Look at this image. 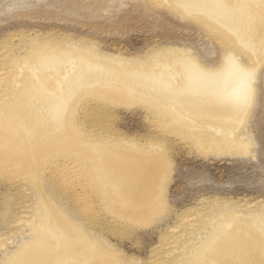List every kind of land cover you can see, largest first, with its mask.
<instances>
[{
	"label": "rangeland",
	"instance_id": "374dc122",
	"mask_svg": "<svg viewBox=\"0 0 264 264\" xmlns=\"http://www.w3.org/2000/svg\"><path fill=\"white\" fill-rule=\"evenodd\" d=\"M208 1L211 2L201 10V8L181 7L179 3L183 0H0V72L4 75L0 74L6 78L3 79L0 75V84L3 80L6 84L11 82L10 84L13 85L12 83L15 82L16 85H13L15 90L12 93L11 90L7 92L8 95L4 93L6 91H1L0 86V119L5 120L3 123L6 122L5 126L8 127L9 125L12 127V124V128H15L14 125H21L16 127L18 134H15L16 131L12 132L17 137L11 138L13 136L11 135V139L23 141L25 138L30 139V130L37 128L40 131L34 130L36 132L35 143L38 142V144L31 145V148L28 147L29 145L25 146L29 150L25 151L24 149L27 155L26 158L24 155L22 157L25 160L21 157V160L27 163L24 166L23 162H20L22 165L19 166L17 160L11 158L13 153L10 148L8 149L12 155L10 152L7 155L9 162L6 160L5 165L1 164L3 159L7 158L6 152L8 153V151H3L5 155L2 157L1 143L3 142L0 141L2 147H0V153L2 152L0 158V264H4V260L6 261L4 255H8L6 264L12 257L11 255L17 254L23 245L31 241L30 233L33 232L37 221L43 223L46 218L49 219L50 213L48 212L52 210L60 213L65 221L70 223L68 227H73H69L70 229L79 230L82 234L81 238L97 243L96 247H89L88 251H92L91 255L95 252L98 254L103 249L102 252L105 255L112 256L108 258L110 262L107 264H181L190 260L194 254L206 252L207 244H218L216 242H219V239L222 240L224 234L226 235L225 229H232V225L235 223L232 219L239 221L244 225L242 227L246 228L247 224L251 225L252 217L264 216V38L261 39L264 35V28H261L264 25V0H248L257 1L254 4L248 3L247 0ZM251 4L254 8L251 7ZM231 10L236 13L234 16H228L232 12ZM226 14L229 18L225 16ZM224 20H227V23ZM257 23L258 26L255 25ZM260 23L262 26L260 25V28L256 30ZM44 53L47 57L50 56L48 58H51V61L55 63L67 58L70 60L69 62L74 65L77 63V66L81 64L82 67L78 66L80 69L76 71L77 73H68L66 77H72V83L70 80L62 88L65 94L61 95L62 98L55 96L59 100L54 96L50 100L51 96L47 97L50 95L48 94L50 90L41 92L37 87V82L35 87V83L33 84L35 78L28 71L31 68H43L46 61ZM230 54L234 55L233 58L237 64L247 69L244 79L248 76L252 77V79L251 77L247 79L251 81H247L246 88L243 87L244 97L238 101L239 103L235 101V103L237 102L235 106L234 103L232 106L227 103L231 100L226 99L228 101H225V98L219 95L217 98L215 97L217 95L214 94H204V96L198 89L185 90V84L178 81L180 78L187 79L185 76L188 74L180 65H177L178 62L192 60V63L197 67L200 66L201 68H198L202 71L214 73L221 70L225 64V58ZM21 60L25 61L22 62L23 65L31 64L30 68V65L27 68L23 66L24 74L19 72L22 66ZM84 60L86 66H84ZM176 61L178 62L175 63ZM165 63L176 71L181 69L177 71L180 74L175 79L176 81L174 80L176 83L172 81V86L168 87L169 89L159 84L154 85L160 86V89L166 88L168 91H160L161 93L156 92L157 90L153 88L145 87L150 85L148 81L150 78L147 77L160 74L161 72L158 70L161 69V66L166 65ZM87 64L91 66L89 67ZM87 66L94 69H89ZM85 69L87 72L92 70L93 74L91 71L89 75L85 71L83 73ZM52 71L53 68L48 71L44 70L42 73L49 76L54 72ZM79 71L87 76L82 78L85 75ZM247 74L248 76H246ZM11 75L16 79L14 80ZM55 75L52 74V78ZM62 75L63 73L56 75L55 82L61 80ZM98 75L101 78L97 79ZM29 77H31L30 80H33L31 82L34 89L40 90V92L36 89L35 91L39 93L45 103H48L46 106L43 103L45 108L37 109L36 112L40 115L35 113L32 114L35 117L24 119L20 114H24L27 110L23 92L26 88L25 85L30 83ZM73 78L78 81H74L76 79L73 80ZM139 78L141 79L139 80ZM103 79H105V83L102 81ZM114 83L116 85H112ZM121 83L122 85H120ZM104 85L108 86L109 90ZM13 86L8 87L10 89ZM111 86L113 88L120 86L121 90H113ZM79 90L80 92H78ZM3 94L5 95L3 96ZM71 94L73 95L71 96ZM3 97L6 99H2ZM210 97L212 98L210 99ZM166 99H169L168 102ZM126 103H130V105L128 106ZM222 103L226 105L223 106ZM240 103L243 105V107L241 105L242 109ZM236 105H239L240 109L237 110ZM227 106L232 107H229L231 111L236 110L235 115ZM68 107L70 108L68 109ZM169 108L173 109L169 110ZM15 113L16 115L18 113V118L12 119L11 116ZM52 113L54 114L52 115ZM50 114L51 116H49ZM37 117L40 118L41 124ZM9 119L14 122L12 120L9 122ZM42 119L45 122L49 121L48 125L42 126L44 123ZM1 120L0 125L2 124ZM227 120L229 126H226ZM210 121H218L219 125L214 123L212 126ZM222 123H224L223 126ZM36 125L38 126L36 127ZM217 126H221L220 129H223L222 131L226 135L236 137L235 140L243 147L241 146L235 151L232 147L226 150L213 145L210 140H204L206 145L212 148L211 152L204 155L201 153V149L197 150L196 142L198 144L202 141L200 131L207 132V129L211 128L210 131H212L216 128L218 129L216 131L221 132ZM1 128L0 126V131ZM226 135L224 134V137ZM56 138L60 145L58 141L56 142ZM204 141L203 144H205ZM43 143L47 148L42 147ZM216 143L219 144L217 140ZM220 143L224 144L225 140L221 138ZM82 147L85 149L83 150ZM80 149L85 157L81 155ZM84 151L87 154H84ZM77 153H80L79 155L82 157H79ZM89 153L91 156L84 159ZM67 155L72 161H79V163L81 161L82 167H85L83 170L87 175L88 182L84 181L87 191L85 190L84 194L81 193L82 195L80 194L78 199L73 196L69 185L64 181L71 174L64 177L62 182L60 179L57 180V177H53L48 169V165L52 161L68 158ZM97 155L101 156V161L105 160L101 169L98 168L99 165L98 169H94L99 161ZM76 157L79 158L76 159ZM10 160H14L12 161L14 164L17 163L14 165ZM106 162L109 163L108 166ZM38 163L40 164L37 165ZM126 167L129 168L128 171H126L128 169ZM32 168H36V170ZM88 168L95 170L94 173ZM102 168L105 172L114 174V180L109 176L106 179V174L102 173L101 175ZM47 169L48 171H46ZM79 172L80 170L76 171L78 176ZM91 172L92 174H90ZM125 172L128 174L126 175ZM95 173L100 175L97 174V177ZM77 177L76 179L73 177L72 181L75 179V182L79 183L80 179ZM129 177L135 179L134 185L128 181ZM117 179H121L122 184ZM111 183L112 185H110ZM117 185H120L122 189ZM136 206L138 207L136 208ZM44 207L46 211L42 210ZM50 207L54 208L51 210ZM34 213H38L36 219L32 217L36 215ZM228 221H230L231 227L228 225ZM209 222L212 223V226L208 224ZM60 223L67 226V223ZM236 223L240 227V224ZM224 224L227 228L223 226ZM260 224L263 225V223ZM219 225L222 226L219 227ZM261 225L251 228L252 231H247L249 227L247 230L242 228L241 232L245 229L242 233L239 229V233L237 231L234 238L241 240L242 236L245 238L244 235H257L261 232ZM80 237L78 241L82 242ZM220 243V246H215L218 247L217 250L227 252L228 259L232 258V260L226 259L225 264H231L229 261L233 263L237 261L236 264H239L238 261L241 260L244 262L248 260L249 262L245 263L252 264L251 259H256L253 264H264V254L254 257V253L260 246L254 244L253 238L249 239L248 243H244L247 244L246 246L239 248L244 250L238 252L233 250L234 253L228 246L229 243L224 241H220ZM196 251L198 253L193 254ZM235 253L240 255L235 256ZM74 254L76 255V253ZM202 255L203 253L199 258ZM234 257L237 258L234 259ZM198 259L196 258L194 263ZM95 263L93 260V263L90 264Z\"/></svg>",
	"mask_w": 264,
	"mask_h": 264
},
{
	"label": "bare ground",
	"instance_id": "6f19581e",
	"mask_svg": "<svg viewBox=\"0 0 264 264\" xmlns=\"http://www.w3.org/2000/svg\"><path fill=\"white\" fill-rule=\"evenodd\" d=\"M224 1V0H223ZM225 1H228V0H225ZM230 1V0H229ZM232 1V0H231ZM245 1V0H244ZM248 1V0H247ZM211 1H208V0H183V2H180L179 4L181 5V7L182 6H185V7H188V8H201V10H203V8H206L207 6H208V4L210 3ZM221 2V1H220ZM243 2V1H242ZM249 2H252V4H254V3H256V2H253V1H248V3ZM260 2V1H259ZM214 3H216V2H214ZM246 3V2H245ZM261 3V2H260ZM247 4V3H246ZM252 4H251V7H252ZM219 6V5H218ZM231 6V5H230ZM255 6V5H254ZM261 6V5H260ZM256 7V6H255ZM258 7V6H257ZM264 7V6H263ZM215 8V7H214ZM252 8H254V7H252ZM208 9V8H207ZM206 9V10H207ZM257 9V8H256ZM253 10V9H252ZM204 11H205V9H204ZM216 11V10H215ZM226 11V10H225ZM232 11V10H231ZM259 11V10H258ZM227 12V11H226ZM233 12V11H232ZM230 12V14H228V16H234V13L235 12ZM248 12V11H247ZM250 12V11H249ZM253 12H254V10H253ZM257 12V11H256ZM218 13V12H217ZM225 13V12H224ZM255 13V12H254ZM236 14V13H235ZM244 14H245V12H244ZM225 16H227V14L225 15ZM227 16V18H229ZM256 16V15H255ZM260 16V15H259ZM221 17V16H220ZM214 18V17H213ZM236 18H237V16H236ZM248 18V17H247ZM216 20L218 19V18H215ZM224 19V18H223ZM210 20H212V19H210ZM232 20V19H231ZM225 22L227 21V20H224ZM247 21H249V20H247ZM255 21V20H254ZM258 21V20H257ZM214 22V21H213ZM216 22V21H215ZM220 22H222L221 20H220ZM227 23V22H226ZM249 23V22H248ZM256 23V22H255ZM254 24V23H253ZM263 24H264V21H263ZM238 25V24H237ZM245 25V24H244ZM248 25V24H247ZM255 25H257L258 26V23L257 24H255ZM260 25L262 26V24L260 23L259 24V27L258 28H256V30L257 29H259L260 28ZM233 26V25H232ZM264 26V25H263ZM261 27V28H264V27ZM254 28V27H253ZM223 30V29H222ZM254 30V29H253ZM261 30V29H260ZM253 32V31H252ZM246 33V32H245ZM248 34H249V32H248ZM253 34V33H252ZM247 36V35H246ZM252 36V35H251ZM254 37V36H253ZM262 38H264V35L261 37V39ZM256 39V38H255ZM231 40H233V39H231ZM237 41V40H236ZM235 41V42H236ZM243 41V40H242ZM246 41V40H245ZM248 41V40H247ZM262 40H260V43H262L261 42ZM234 42V41H233ZM237 43V42H236ZM242 43V42H241ZM233 44V43H232ZM38 45V44H37ZM261 45H263V44H261ZM235 46V45H234ZM48 47V46H47ZM241 47V46H240ZM44 48V47H43ZM238 49V48H237ZM242 49V48H241ZM43 51V50H42ZM42 51H40V52H42ZM262 51V50H261ZM232 54V53H231ZM227 55V57L225 58V60H224V66L223 67H221V70L219 71H217V72H214V73H212L211 71L210 72H205V71H202L201 69H199V68H201L200 66H196V64H193L192 62V60H190V61H180V62H178V61H176L175 63H177L178 62V64L177 65H180V67L182 68V69H184V70H186L187 71V75L185 76V77H187V79H183V78H180L178 81L179 82H183V84H185L184 85V87H186L185 88V90L187 89H189V90H191L192 88L193 89H198V90H200V91H202L201 93H202V95H210V94H214V95H217V96H215V97H217V98H219V96L220 97H222V98H225V101H228V100H231V101H233V102H227V103H230L231 104V106L233 105L232 103H234V106H235V104L238 102V101H240L241 99H242V97H244V94L245 93H243V87L247 84V81H249V80H247L249 77H251V76H248V74H249V72H248V74L246 75V76H248V78H246V79H244V76H245V72H247V69L246 68H244L243 66H241V65H239V64H237L236 62H235V58H233V56L234 55ZM234 54V53H233ZM246 54V53H245ZM36 55V54H35ZM44 55H45V53H44ZM48 55V54H47ZM65 55H67V54H65ZM247 55V54H246ZM252 56V55H251ZM45 58H46V61H45V65L43 66V68H41V67H39V68H41V69H37V67L36 68H34V69H30V70H28L30 67H31V64H27V66H26V64L25 65H23V63L22 62H25L24 60H21L20 62H21V64H22V66L20 67L21 68V71L19 70V72L22 74V72H23V70L25 71V69L24 68H27L28 66H29V68L27 69L28 71H30L31 73H32V76L35 78V79H33V80H35V82H33V84H34V86L36 87V82H37V84H38V86L37 87H39L40 88V90H41V92H44L45 90H46V92L47 91H49L50 90V92H48V94H50V95H47V97L48 96H51V98L49 97V99L51 100L52 98H54L55 96H59V97H61L62 98V96L63 95H65L64 94V92H63V90H62V88L64 87V86H66L68 83H69V81L71 80V82L70 83H72V77H66L67 75H68V73L70 72V73H77L76 71L77 70H79L80 68H82L81 67V64H80V68L77 66V63H75L76 65H74L73 63H71V62H69L70 60H67V56L65 57L66 58V60H60V61H58L57 63H55L54 61H51L52 59L51 58H48V57H50V56H44ZM40 58V57H39ZM45 58H43L44 60H45ZM69 58V57H68ZM59 59V58H58ZM69 59H71V58H69ZM83 59H85V58H83ZM53 60H55V59H53ZM81 61H82V59H80ZM37 61H38V59H37ZM72 61V60H71ZM31 63L33 62V59H32V61H30ZM74 62H76L75 60H74ZM84 62H85V60H84ZM253 62V61H252ZM262 62V61H261ZM39 63V62H38ZM53 63H54V66H53ZM4 64V63H3ZM20 64V65H21ZM86 64V62L84 63V66H86L85 65ZM166 64V63H165ZM34 65H36V64H34ZM39 65V64H38ZM42 65V64H41ZM87 65H89V64H87ZM97 65V64H96ZM120 65V64H119ZM118 65V66H119ZM23 66H24V68H23ZM26 66V67H25ZM33 66V65H32ZM37 66V65H36ZM49 66H50V68H49ZM51 66H53V67H51ZM91 65H89V67H90ZM88 67V66H87ZM88 67V68H89ZM97 67H100V66H97ZM102 68H103V66H101ZM120 67V66H119ZM179 67V68H180ZM51 68H53V71L55 72H53L52 74L54 75V74H56V75H60L61 73H63V75H62V77L64 78H62L61 80H59V81H57V82H55V77H56V75L55 76H53V78H52V74H48L49 76H46L45 74V76L43 75V71L45 70V71H48V69L49 70H51ZM110 68V67H109ZM109 68H107V69H109ZM115 68V67H114ZM254 68V67H253ZM257 68V67H256ZM23 69V70H22ZM89 69H94V68H89ZM88 69V70H89ZM98 69V68H97ZM104 69H106V68H104ZM122 69H124V68H122ZM159 69V68H158ZM26 70V71H27ZM37 70H40V71H38L37 72ZM96 70V69H95ZM95 70H93V71H95ZM113 70V69H112ZM181 70V69H180ZM180 70H177V71H180ZM204 70V69H203ZM253 70H255V69H253ZM87 72L86 71V69L85 70H83V73H85V72ZM91 71V73H92V70H90ZM89 71V72H90ZM108 71V70H107ZM137 71V70H136ZM158 71H160L161 73L160 74H158L157 76L155 75H153V76H148L147 78H150L148 81L150 82V85H147V86H145V87H147V88H150V89H155V90H157L156 92H160V91H167V89L166 88H159V87H156V86H154V85H162V86H166L167 88L168 87H171L172 86V81H174L177 77H178V75L180 74V72H177L172 66H170V65H168V64H166V65H164V66H161V69L160 70H158ZM183 71V70H182ZM249 71H250V69H249ZM80 73L82 72V71H79ZM89 72H87L86 74L87 75H89ZM113 72V71H112ZM127 72V71H126ZM125 72V73H126ZM1 73V72H0ZM29 73V72H28ZM40 73V74H39ZM83 73H81V74H83ZM94 73H96V72H94ZM118 73V72H117ZM137 73V72H136ZM2 75H4L3 73H1ZM0 74V75H1ZM23 74H24V72H23ZM93 74V73H92ZM99 74V73H98ZM109 74V73H108ZM184 74V73H183ZM1 75V76H2ZM77 75H79V74H77ZM83 75H85V74H83ZM87 75H85L84 77H82V78H85ZM91 75V74H90ZM104 75H105V73H104ZM103 75V76H104ZM110 75V74H109ZM119 75V74H118ZM127 75V74H126ZM133 75V74H132ZM251 75V74H250ZM9 76V75H8ZM11 76H13V75H11ZM27 76V75H26ZM73 76H75L74 74H73ZM80 76V75H79ZM82 76V75H81ZM80 76V77H81ZM121 76V75H120ZM125 76V75H124ZM134 76V75H133ZM133 76H131V77H133ZM136 76V75H135ZM142 76H144V75H142ZM253 76V75H252ZM3 77V76H2ZM15 76H13L12 78L15 80L16 79V77L14 78ZM18 77H19V75H18ZM32 77V78H33ZM66 77V78H65ZM90 77V76H89ZM109 77V76H108ZM113 77V76H112ZM141 77V76H140ZM30 78L31 77H29V79H28V81L30 80ZM77 78V77H76ZM76 78H73V80L74 79H76ZM97 79H99V78H101V76H97L96 77ZM130 78V77H129ZM145 78V77H144ZM3 79H6V78H4L3 77ZM10 79V78H9ZM9 79L7 80L8 82H9ZM13 79H11V80H13ZM26 79V78H25ZM25 79H23L24 81H26ZM77 79H79V77L77 78ZM74 80V81H78V80ZM110 79V78H109ZM115 79H116V77H115ZM119 79V78H118ZM117 79V80H118ZM141 78H139V80H140ZM251 79H252V77H251ZM2 80V79H1ZM32 79L30 80V83L28 82V85L26 86L25 85V89H24V94H25V98H26V100L24 101V102H27L26 103V105H27V113H26V111H25V113L24 114H20V111L18 112L20 115H21V117H24V119H27L28 117H35V116H33L32 114H35V113H37L36 111H38L39 109L38 108H40L41 109V107H44L43 106V103L45 104V106L47 105V103H45L42 99H41V97H40V95H39V93L37 92V91H39L40 92V90H38V88L36 89L37 91H35V89H34V87L32 86V82L31 81H33ZM81 81H83V79H80ZM89 80V79H88ZM104 80L105 79H103L102 81L104 82ZM111 81H112V79H110ZM146 80V79H145ZM184 80V81H183ZM107 81V80H106ZM110 81V82H111ZM119 81V80H118ZM117 81V82H118ZM130 81V80H129ZM136 82H137V80H135ZM141 81H143V80H141ZM176 81V80H175ZM174 81V82H175ZM251 81V80H250ZM7 82V83H8ZM13 82V81H12ZM17 82H19L18 80H17ZM21 82V81H20ZM80 82V81H79ZM86 82V81H85ZM93 82V81H92ZM115 83H116V81H114ZM120 82H122V81H120ZM143 82H145V81H143ZM11 83V82H10ZM6 84V82L5 81H1V84H0V86H1V91L2 90H4V91H6V92H4V93H7V92H9L10 90H11V93L15 90L14 88V86H16L14 83H12L13 85H11V84ZM24 83V82H23ZM74 83V82H73ZM90 83V82H89ZM97 83V82H96ZM105 83V82H104ZM108 83V82H107ZM112 84V85H116V84ZM176 83V82H175ZM174 83V84H175ZM20 84V83H19ZM27 84V83H26ZM75 84V83H74ZM81 84V83H80ZM83 84V83H82ZM93 84H95V83H93ZM134 84V83H133ZM173 84V85H174ZM180 84V83H179ZM17 85H18V83H17ZM24 85V84H23ZM22 85V86H23ZM71 85V84H70ZM69 85V86H70ZM108 85V84H107ZM120 85H122V83L120 84ZM125 85V84H124ZM9 86H13L12 88H10L9 89V87L7 88V87ZM102 86V85H101ZM105 86V88L107 89V90H109V87L108 86H106V85H104ZM150 86V87H149ZM175 86V85H174ZM4 87H6V88H4ZM85 87V86H84ZM88 87V86H87ZM124 87V86H123ZM2 88H4V89H2ZM17 88V87H16ZM22 88V87H21ZM73 88V87H72ZM77 88V87H76ZM111 88L113 89V90H118V91H120L121 90V87L119 86V87H116L115 88V86H114V88L111 86ZM110 88V89H111ZM245 88H246V86H245ZM245 88H244V92H245ZM69 89V88H68ZM80 89V88H79ZM111 89V90H112ZM128 89V88H127ZM169 89V88H168ZM175 89V88H174ZM65 90H67V89H65ZM113 90H112V93H113ZM249 90V89H248ZM52 91V92H51ZM76 91V90H75ZM74 91V92H75ZM87 91V90H86ZM85 91V92H86ZM115 91V92H116ZM132 91V90H131ZM179 91V90H178ZM183 91V90H182ZM199 91V92H200ZM68 92V91H67ZM71 92V91H70ZM73 92V93H74ZM78 92H80V90L78 91ZM84 92V93H85ZM124 92V91H123ZM130 92V91H129ZM136 92V91H135ZM168 92V91H167ZM177 92V91H176ZM187 92V91H186ZM192 92V91H191ZM16 93V92H15ZM111 93V94H112ZM132 93V92H131ZM161 93V92H160ZM189 93V92H188ZM188 93H187V95H188ZM47 94V93H46ZM63 94V95H62ZM75 94V93H74ZM78 94V93H77ZM115 94V93H114ZM116 94H117V92H116ZM115 94V95H116ZM137 94V93H136ZM180 94V93H179ZM192 94H193V92H192ZM249 94V93H248ZM5 94H3V96H4ZM7 95H8V93H7ZM6 95V96H7ZM28 95V96H27ZM62 95V96H61ZM73 94H71V96H72ZM113 95V94H112ZM131 95V94H130ZM165 95V94H164ZM177 95V94H176ZM185 95V94H184ZM204 95V96H205ZM219 95V96H218ZM1 96V95H0ZM24 96V95H23ZM46 96V95H45ZM52 96H54V97H52ZM114 96V95H113ZM192 97H193V95H191ZM201 96V95H200ZM203 96V97H204ZM248 96V95H247ZM70 97V96H69ZM171 97H174V96H171ZM171 97H168L169 99L171 98ZM176 97V96H175ZM185 97H187V96H185ZM197 97V96H196ZM213 97V96H212ZM212 97H210V99L212 98ZM1 98V97H0ZM42 98H44V97H42ZM46 98V97H45ZM56 98V97H55ZM58 98V97H57ZM56 98V99H57ZM73 98V97H72ZM71 98V99H72ZM77 98V97H76ZM90 98V97H89ZM188 98V97H187ZM189 98H191V97H189ZM194 98V97H193ZM192 98V99H193ZM247 98V97H246ZM246 98H243V99H246ZM2 99H4V97L2 98ZM5 99H6V97H5ZM4 99V100H5ZM14 99H16V98H14ZM47 99V98H46ZM64 99V98H63ZM66 99H68V98H66ZM70 99V98H69ZM68 99V100H69ZM127 100H129L130 98H126ZM153 99V98H152ZM168 99V100H169ZM197 99V98H196ZM226 99H228V100H226ZM48 100V99H47ZM58 100H59V98H58ZM126 100V101H127ZM167 100V99H166ZM165 100V101H166ZM168 100H167V102H168ZM195 100V99H194ZM220 100V99H219ZM218 100V101H219ZM49 101V100H48ZM53 101V100H52ZM73 101V100H72ZM125 101V100H124ZM187 101V100H186ZM190 101H191V99H190ZM224 100H223V102H225ZM235 101H237L236 103H235ZM248 101V100H247ZM1 102H2V100H1ZM11 102V101H10ZM17 103H18V101H16ZM63 102H65V101H63ZM50 103V102H49ZM60 103V102H59ZM61 103H62V101H61ZM70 103V102H69ZM73 103V102H72ZM239 103V102H238ZM244 103H245V100H244ZM243 103V104H244ZM250 103V102H249ZM2 104H4V103H2ZM1 104V105H2ZM8 104V103H7ZM15 104V103H14ZM51 104H53L52 102H51ZM223 104V103H222ZM225 104V103H224ZM224 104H223V106H224ZM50 105V104H49ZM71 105V104H70ZM126 105H130V103H126ZM226 105V104H225ZM229 105V104H228ZM241 105H242V103H240V108H241ZM11 106H12V104H11ZM16 106V105H15ZM53 106V105H52ZM160 106V105H159ZM163 106V105H162ZM171 106V105H170ZM193 106V105H192ZM231 106H229L230 108H232ZM237 106V105H236ZM239 106V105H238ZM236 107L237 108V110H238V108L239 107ZM1 107V106H0ZM169 107V106H168ZM228 107V106H227ZM228 107V108H229ZM242 107H243V105H242ZM245 107H246V105H245ZM23 108V107H22ZM45 108V107H44ZM49 108H50V106H49ZM70 107H68V109H69ZM161 108H163V107H161ZM225 108V107H224ZM229 108V109H230ZM235 108V107H234ZM239 108V109H240ZM13 109V108H12ZM17 109V108H16ZM19 109V108H18ZM17 109V110H18ZM38 109V110H37ZM43 109V108H42ZM56 109H57V107H56ZM55 109V110H56ZM60 109V108H59ZM173 109V108H172ZM172 109H170L169 108V110H172ZM226 109V108H225ZM242 109V108H241ZM246 109V108H245ZM49 110H51V109H49ZM63 111H64V109H62ZM66 110H67V108H66ZM71 110V109H70ZM211 110V109H210ZM5 111V110H4ZM15 111V110H14ZM46 111H47V109H46ZM52 111V110H51ZM204 111V110H203ZM230 111H231V109H230ZM229 110H228V112H230ZM233 111V113L232 114H234L235 113V111L234 110H232ZM231 111V112H232ZM41 112V111H40ZM44 112V111H43ZM53 112V111H52ZM1 113V112H0ZM9 113V112H8ZM18 113H17V115H16V113L15 114H13L12 116H11V118L13 119V118H15V117H17L18 116ZM49 113V112H48ZM170 113V112H169ZM208 113V112H207ZM222 113V112H221ZM238 113V112H237ZM244 113H245V111H244ZM11 114V113H10ZM37 114H39V113H37ZM36 114V115H37ZM54 113H52V115H53ZM57 114H58V112H57ZM61 114H63V113H61ZM67 114H68V111H67ZM74 114V113H73ZM97 114V113H96ZM205 114V113H204ZM27 115V116H26ZM40 115V114H39ZM47 115V114H46ZM210 115V114H209ZM235 115V114H234ZM3 116V115H2ZM49 116H51V114L49 115ZM49 116H47V118L49 117ZM200 116H201V114H200ZM203 116V115H202ZM205 116V115H204ZM203 116V117H204ZM208 116V115H207ZM206 116V117H207ZM212 116V115H211ZM225 116V115H224ZM231 117H233L232 115H230ZM20 117V118H21ZM40 117V116H39ZM39 117H37V118H39ZM54 117V116H53ZM53 117H51V118H53ZM59 117H60V115H59ZM66 117V116H65ZM235 117V116H234ZM18 118V117H17ZM19 118V119H20ZM44 118V117H43ZM218 118V117H217ZM216 118V119H217ZM230 118V117H229ZM11 119V120H12ZM16 119V118H15ZM14 119V120H15ZM35 119V118H34ZM49 119V118H48ZM47 119V120H48ZM210 119H212V118H210ZM240 119V118H239ZM1 120V119H0ZM8 120V119H7ZM6 120V121H7ZM10 119H9V122L11 121ZM23 120V119H22ZM21 120V121H22ZM38 120V119H37ZM50 120V119H49ZM203 120V119H202ZM214 120V119H213ZM221 117H220V124H221ZM224 121H226L225 119H223ZM233 120H235L234 118H233ZM3 121H5V120H1V131H0V141L1 142H3V143H1L2 144V147H1V145H0V147L2 148L1 149V151L3 152V151H8V153L6 152V156L7 155H9V149L8 148H10L11 149V151H12V153H13V155H12V153H11V158L13 157V159L16 161L17 160V162H18V164H19V166H21L22 164H23V166H24V164H27V163H25V162H23L22 160H21V157L24 155V157L27 155V154H25L26 152L25 151H28L29 150V148L28 147H30L31 145H33V144H35V145H37L38 144V142H37V144L35 143V140H36V137L34 136L35 134H36V132L34 131V130H36L37 128H35L33 131L32 130H30V132H29V130H27L28 132H29V134H30V139H27V138H25L23 141L22 140H20V141H18V140H16V139H11L12 137H15L14 135H13V133L15 132V134H18V132H17V128L16 127H19V126H21V125H19V126H15L14 125V127L15 128H12L13 127V124H12V127H10L11 125H9V127L8 126H5V123H3ZM13 121V120H12ZM33 121V120H32ZM40 121V118H39V120H38V122ZM44 120L42 119V122H43ZM228 121V120H227ZM231 121V120H230ZM237 121V120H236ZM14 122V121H13ZM12 122V123H13ZM16 122V121H15ZM19 123H20V121H18ZM17 122V123H18ZM30 122V121H29ZM35 122V121H34ZM48 122L49 121H44V123H43V125L42 126H44V124H47L48 125ZM198 122V121H197ZM218 122V121H217ZM216 121L215 122H211L210 121V123L211 124H213L212 126H214V123L217 125L218 123H217ZM36 123H37V121H36ZM55 123V122H54ZM225 123V122H224ZM224 123H222V126H223V124ZM228 123H229V121L227 122V124H226V126L228 125ZM233 123V122H232ZM237 123H239V122H237ZM7 124V123H6ZM9 124H11V123H9ZM14 124H16V123H14ZM30 124V123H29ZM40 124H41V121H40ZM56 124V123H55ZM58 124V123H57ZM18 125V124H17ZM25 125V124H24ZM34 125V124H33ZM52 125V124H51ZM61 125V124H60ZM65 125V124H64ZM70 125V124H69ZM209 125V124H208ZM215 125V126H216ZM219 125V124H218ZM231 125V124H230ZM5 126V127H4ZM38 125H36V127H37ZM59 126V125H58ZM209 126H211V125H209ZM212 126H211V128H212ZM229 126V125H228ZM66 127V126H65ZM206 127V126H205ZM217 127H219V129H220V127L221 126H217ZM29 128V127H28ZM34 128V127H33ZM45 128V127H44ZM62 128V127H61ZM80 128V127H79ZM206 128H208V127H206ZM206 128H204L205 130H206ZM210 128V129H211ZM226 128V127H225ZM229 128H232V127H229ZM46 129V128H45ZM52 129V128H51ZM74 129V128H73ZM210 129L208 130L207 129V132L206 131H200V133H202L201 135L202 136H200L201 137V139H202V141H201V143H199L198 142V144H197V142H196V147L198 148L197 150H200L201 151V153H203L204 155H206L207 153H210L211 152V150H212V148H210L209 146H207L206 145V143H205V141L204 140H210L211 141V143H213V145H217L218 147H220L221 149H226V150H228V148H233L234 149V151L235 150H238V148H241V146H242V144L240 145V144H238V142L235 140V138L236 137H234V136H229L228 134L226 135V133H224V131H222L223 129H220V131L221 132H223V133H221V132H218V131H216V130H218V129H216V128H214L212 131H210ZM238 129V128H237ZM38 131H39V129H37ZM41 130V129H40ZM50 130V129H49ZM65 130V129H64ZM72 130V129H71ZM78 130V129H77ZM228 130V129H227ZM227 130H225L226 132H227ZM73 131V130H72ZM229 131V130H228ZM13 132V133H12ZM23 132H24V130H23ZM40 132V131H39ZM53 132V131H52ZM64 132V131H63ZM76 132V131H75ZM80 132V131H79ZM206 132V133H205ZM208 132H210V133H208ZM228 133H231V132H228ZM233 133V132H232ZM50 134V133H49ZM59 134V133H58ZM224 134L226 135V137H224ZM11 135H13V136H11ZM77 135V134H76ZM236 135V134H235ZM10 136H11V138H10ZM28 136V135H27ZM58 136V135H57ZM75 136V135H74ZM80 136V135H79ZM79 136H77V137H79ZM17 137V136H16ZM26 137V136H25ZM28 137V138H29ZM38 137V136H37ZM46 137V136H45ZM197 138L196 139H198V136H196ZM20 138V137H19ZM51 138H53V137H51ZM51 138H49V140H52ZM60 138V137H59ZM82 138V137H81ZM221 138L222 139H224L225 140V143L224 144H221L220 143V140H221ZM76 139V138H75ZM26 140H28V141H26ZM60 140H61V138H60ZM72 140V139H71ZM81 140V139H80ZM215 140V141H214ZM216 140H217V142L219 143V144H217L216 143ZM45 141H46V139H45ZM58 141V139L56 138V142ZM62 141V140H61ZM90 141V140H89ZM203 141H204V143L205 144H203ZM42 142H44V141H42ZM47 142V141H46ZM45 142V143H46ZM82 142V141H81ZM80 142V143H81ZM4 143H5V145H4ZM63 143V142H62ZM76 144L78 143L77 141L75 142ZM80 143H79V145H80ZM53 144V143H52ZM56 144V143H55ZM58 144H59V141H58ZM75 144V145H76ZM82 144V143H81ZM208 144H210V143H208ZM26 145H29L28 147H26L25 148V146ZM57 145V144H56ZM60 145V144H59ZM74 145V146H75ZM78 145V146H79ZM89 145V144H88ZM45 145H44V143H43V146L42 147H44ZM62 146V145H61ZM77 146V147H78ZM93 146V145H92ZM202 146H204V147H202ZM40 147V146H39ZM65 147V146H64ZM89 147V146H88ZM243 147V146H242ZM31 148V147H30ZM44 148H47V147H44ZM44 148H43V150H44ZM68 148V147H67ZM70 148V147H69ZM68 148V149H69ZM83 148V147H82ZM81 148V149H82ZM95 148V147H94ZM96 148H97V146H96ZM7 149V150H6ZM24 149H25V151H24ZM39 149V148H38ZM53 149H54V147H53ZM77 149H79V147L77 148ZM76 149V150H77ZM80 149V153H81V150ZM85 148H83V150H84ZM90 150L92 149V148H89ZM55 150V149H54ZM60 150V149H59ZM71 150V149H70ZM87 150V149H86ZM98 150V149H97ZM53 151V150H52ZM57 151V150H56ZM62 151V150H61ZM60 151V152H61ZM64 151V150H63ZM72 151V150H71ZM94 151V150H93ZM104 151V150H103ZM160 151V150H159ZM2 152L0 153V158H1V154H2ZM44 152V151H43ZM48 152V151H47ZM68 152V151H67ZM76 152V151H75ZM85 152V151H84ZM125 152H127V151H125ZM124 152V153H125ZM39 153V152H38ZM54 153V152H53ZM52 153V154H53ZM79 153V154H80ZM97 153V152H96ZM109 153V152H108ZM107 153V154H108ZM46 154V153H45ZM51 154V153H50ZM69 154V153H68ZM71 154H73V153H71ZM78 154V153H77ZM78 154V155H79ZM84 154H87L86 152L84 153ZM91 153H89L88 155H87V157L86 158H84V159H87L88 158V156H91L90 155ZM3 155H5V152H3V154H2V157H4ZM41 155V154H40ZM78 155H76V156H78ZM81 155L82 156H84L85 157V155H83V153H81ZM94 155V154H93ZM100 155V154H99ZM99 155H97L98 157H99ZM139 155H141V154H139ZM154 155V154H153ZM161 155V154H160ZM42 156H43V154H42ZM54 156V155H53ZM70 156V155H69ZM82 156H80L79 155V157H82ZM145 156V155H144ZM143 156V157H144ZM147 156V155H146ZM150 156V155H149ZM9 156H7V158L6 159H3L4 161H0L1 162V164L2 165H5V163H6V160L9 162V158H8ZM15 157V158H14ZM35 157V156H34ZM34 157H33V159H34ZM47 157V156H46ZM50 157V156H49ZM55 157H56V155H55ZM67 157H68V155H67ZM73 157V156H72ZM79 157H76V159H78ZM101 157V156H100ZM99 157V161H98V163H97V165L94 167V169H98V168H100L101 169V167H103L102 165H103V162L105 161H101L102 159ZM103 157V156H102ZM112 157H113V155H112ZM10 158V159H11ZM19 159V161H18V159ZM23 158V157H22ZM26 158V157H25ZM25 158H23L24 160H25ZM36 158V157H35ZM42 158V157H41ZM44 158H45V156H44ZM53 158V157H52ZM70 157H68V158H62L60 161H52L51 163H50V161H49V165H48V169H49V171H50V173H52V176L54 177H57L56 179L57 180H62V182H63V180H64V177H66V176H68V175H70L67 179H65L64 181H66L65 182V184H68L69 185V189L71 190V192L73 193V196L74 197H76V199H78L82 194H84L85 193V190L87 191V186H86V182H84V181H87L86 179H87V175H86V173L84 172V170H83V168H85V167H82V163H81V161H80V163H79V161H72L71 159H69ZM95 158H96V156H95ZM104 158V157H103ZM138 158V157H137ZM152 158V157H151ZM1 159V160H2ZM32 159V160H33ZM40 159V158H39ZM55 159V158H54ZM82 159V158H81ZM80 159V160H81ZM98 159V158H97ZM147 159V158H146ZM155 159V158H154ZM14 160H10L11 162L12 161H14ZM116 160V159H115ZM29 161V160H28ZM28 161H26V162H28ZM35 161H36V159H35ZM40 161H42V160H40ZM39 161V162H40ZM107 161V160H106ZM5 162V163H4ZM17 162H15V164L17 163ZM22 164H21V163ZM32 162V161H31ZM108 162V161H107ZM106 162V165L107 164H109V163H107ZM128 162V161H127ZM4 163V164H3ZM13 163V162H12ZM30 163V162H29ZM37 163V162H36ZM14 164V163H13ZM14 164V165H15ZM21 164V165H20ZM40 163H38L37 165H39ZM46 164H48V163H46ZM112 164V163H111ZM111 164L109 165L110 167H111ZM37 165H36V167H37ZM87 165V164H86ZM98 165L100 166V167H98ZM158 165V164H157ZM18 166V165H17ZM26 166V165H25ZM104 166H105V163H104ZM108 166V165H107ZM128 166V165H127ZM154 166H156V165H154ZM47 167V166H46ZM98 167V168H97ZM106 167V166H105ZM124 167V166H123ZM122 167V168H123ZM20 168H22V167H20ZM30 168V167H29ZM28 168V169H29ZM39 168V167H38ZM115 168V167H114ZM126 168H128V167H126ZM32 169H35L36 170V168H32ZM44 169V168H43ZM48 169L46 170V171H48ZM87 169V168H86ZM91 170H93L92 168H90ZM89 168H88V170H90ZM104 168H102V171L103 172H101V175H102V173L105 175L106 174V179H107V177L109 176V177H112V179L114 180V174H111L110 172H105L104 170H103ZM105 169H107V168H105ZM111 169V168H110ZM115 169H117V168H115ZM121 169V168H120ZM24 170V169H23ZM78 170H80V175L78 176V173L76 174V171H78ZM114 170V169H113ZM126 170V169H125ZM129 170V168L126 170V171H128ZM130 170H131V168H130ZM135 170V169H134ZM26 171V170H25ZM31 171V170H30ZM37 171H38V169H37ZM82 171V172H81ZM86 172H87V170H85ZM94 171L95 170H93V173H94ZM97 171V170H96ZM106 171H108V170H106ZM110 171V170H109ZM116 171V170H115ZM115 171H114V173H115ZM123 171V170H122ZM33 172V171H32ZM89 172V171H88ZM118 172V171H117ZM124 172V171H123ZM131 172H132V170H131ZM130 172V173H131ZM126 173V172H125ZM129 173V174H130ZM152 173V172H151ZM154 173V172H153ZM44 174V173H43ZM90 174H92V172L90 173ZM96 175L98 174V173H95ZM128 173H126V175H127ZM32 175V174H31ZM98 175H100V174H98ZM98 175H97V177H98ZM144 175V174H143ZM153 175V174H152ZM78 176V177H77ZM118 176V175H117ZM130 176V175H129ZM32 177V176H31ZM30 177V178H31ZM73 177H75V179H76V177L77 178H79L80 180H79V183H76L75 182V179L72 181V178ZM91 177V176H90ZM94 177H95V175H94ZM120 177V176H119ZM125 177V176H124ZM96 178V177H95ZM121 178H123V177H121ZM126 178H127V176H126ZM130 178V177H129ZM92 179H94V178H92ZM125 179V178H124ZM128 179V178H127ZM134 178H130V180H128V181H131V183L133 184L134 183V181H135V179L133 180ZM39 180V179H38ZM52 180V179H51ZM110 180H111V178H110ZM109 180V181H110ZM115 180H116V178H115ZM118 181H120L121 182V179L119 180V179H117ZM149 180V179H148ZM155 180V179H154ZM37 181V180H36ZM100 181V180H99ZM106 181H108V180H106ZM118 181H117V183H118ZM122 181H123V179H122ZM40 182V181H39ZM71 182H73L72 184H71ZM88 182V181H87ZM115 182V181H114ZM114 182H112V183H114ZM125 182H126V180H125ZM136 182H137V180H136ZM108 183V182H107ZM110 183V182H109ZM112 183L110 184V185H112ZM123 183H124V181H123ZM130 183V184H131ZM63 184V183H62ZM103 184H105V183H103ZM120 184V183H119ZM121 184H122V182H121ZM60 185V184H59ZM89 185V184H88ZM126 185V184H125ZM134 185V184H133ZM98 186V185H97ZM104 186V185H103ZM108 187H109V185H107ZM114 186H116V185H114ZM118 186V188H119V186L120 185H117ZM123 186V185H122ZM128 186V185H127ZM132 186V185H131ZM136 186V185H135ZM35 187V186H34ZM68 187V186H67ZM121 187V186H120ZM109 188H112V187H109ZM108 188V189H109ZM115 188V187H114ZM130 188V187H129ZM133 188V187H132ZM67 189V188H66ZM69 189H67V190H69ZM103 189V188H102ZM106 189V188H105ZM115 189H117V188H115ZM121 189H122V187H121ZM136 189V188H135ZM145 189V188H144ZM148 189V188H147ZM112 190V189H111ZM110 190V191H111ZM114 190V189H113ZM156 190V189H155ZM120 191V190H119ZM122 191V190H121ZM140 191V190H139ZM102 192V191H101ZM104 192H105V190H104ZM123 192V191H122ZM70 193V192H69ZM82 193V194H81ZM87 193V192H86ZM81 194V195H80ZM107 194V193H106ZM111 194V193H110ZM125 194V193H124ZM132 194V193H131ZM139 194V193H138ZM140 194H142V193H140ZM144 194H146L145 192H144ZM149 194H150V192H149ZM109 195V194H108ZM114 195V194H113ZM118 196H119V194H117ZM105 196V195H104ZM107 196V195H106ZM122 196V195H121ZM41 197H43V196H41ZM91 197V196H90ZM115 197V196H114ZM32 198V197H31ZM129 198V197H128ZM127 198V199H128ZM111 199V198H110ZM121 199V198H120ZM29 201V200H28ZM45 201V200H44ZM149 201V200H148ZM84 202H86V201H84ZM144 202V201H143ZM44 203V202H43ZM47 203V202H46ZM81 203V202H80ZM79 203V204H80ZM152 203V202H151ZM121 204V203H120ZM141 204V203H140ZM147 204V203H146ZM83 205V204H82ZM81 205V206H82ZM126 205V204H125ZM142 205V204H141ZM112 206V205H111ZM122 206V205H121ZM124 206V205H123ZM87 207H89V206H87ZM127 207V206H126ZM138 206H136V208H137ZM42 208V207H41ZM51 208V210L54 208H52V207H50ZM116 208V207H115ZM123 208V207H122ZM128 208V207H127ZM28 209V208H27ZM141 209V208H140ZM37 210V209H36ZM42 210H45V207H44V209H42ZM50 210V209H49ZM141 210H143V209H141ZM146 210H148V209H146ZM33 211V210H32ZM38 211V210H37ZM46 211V210H45ZM53 211V210H52ZM48 212V213H50L49 214V219L48 218H46L45 220H44V222L43 223H38V221H37V223H36V225L33 227V232L32 233H30V236L32 237V239H31V241L29 242V243H26V245H23V247H21V249L19 250V252H17V254H15V255H11L12 257H10V259L8 260V262L6 263V264H90V263H93V260H94V262H96L95 264H107V263H109L110 261H109V257H112V256H109L108 257V255H105L103 252H102V250H100V252H101V255H100V252L98 253V254H96L97 252H95V254H93V255H91V252L92 251H88L90 248L89 247H96L95 245L97 244V243H94V241H93V243L91 242V240H85V238H81L80 236H82V234H81V232L79 231V230H77V231H73V229H70L69 227H71V228H73L72 226H69L68 227V225L70 224H68L67 223V221H65V219H64V217L62 216V215H60V213H57V212H55V211H53V212ZM93 211V210H92ZM122 211V210H121ZM118 212V211H117ZM128 212V211H127ZM146 212V211H145ZM155 212V211H154ZM198 212V211H197ZM112 213V212H111ZM121 213V212H120ZM137 213V212H136ZM255 213V212H254ZM257 213V212H256ZM255 213V214H256ZM34 214H36L35 216H32L33 218H37L38 217V213H34ZM122 214V213H121ZM127 214V213H126ZM140 214V213H139ZM118 215V214H117ZM141 215V214H140ZM196 215V214H195ZM250 215V214H249ZM47 216V215H46ZM129 216V215H128ZM132 216V215H131ZM136 216H138V215H136ZM252 216V215H251ZM31 217V216H30ZM198 217V216H197ZM134 218V217H133ZM43 219V218H42ZM135 219H136V217H135ZM144 219V218H143ZM97 220V219H96ZM126 220V219H125ZM201 220V219H200ZM43 221V220H42ZM211 221V220H210ZM232 221L233 222H235L234 224L236 225L237 223L236 222H238V224H240V227H239V225H236V227L234 228V224L232 225V229L231 228H229V229H225V233H226V235L224 234L223 236H222V234H221V236H222V240H220L219 239V242H216V243H218V244H216V245H221V243H220V241H224L225 243L227 242V243H229L230 245H228V246H230V249L233 251V250H237V252L238 251H241V250H244V249H239V248H242V247H244V246H246L244 243L245 242H247L248 243V241H249V239H252L253 238V241H254V244L255 245H258V246H260V247H258L259 249H257L258 251L256 252V253H254L255 255H254V257H256L258 254L260 255V254H264V216L263 215H256V216H254V217H252V220L250 221V224L251 225H248L247 224V226H246V228L245 227H242V226H244V225H242V223H240L239 221H234L233 219H232ZM60 222H64V224H66L67 226H63ZM140 222V221H139ZM229 223H228V225L230 224V221H228ZM260 223H263V225H261ZM192 224V223H191ZM209 225H211L212 226V223L211 222H209L208 223ZM257 224H259V225H257ZM227 225V224H226ZM262 226V229L260 230L261 232L258 234L257 233V235H254V236H250V235H248V236H246V235H244V237L245 238H243V236H242V239L241 238H238V239H241V240H236L235 238H234V234H236V232L239 230L240 232H241V229L242 228H245L246 230H247V227H249L248 228V230L247 231H252L251 230V228H256L257 226ZM198 226V225H197ZM200 226V225H199ZM222 226V225H221ZM220 225H219V227H221ZM223 226H225V224L223 225ZM230 226V225H229ZM231 227V226H230ZM217 228V227H216ZM215 228V229H216ZM224 228V227H223ZM225 228H227L226 226H225ZM245 229L243 230V231H245ZM258 229V228H257ZM71 230V231H70ZM199 230V229H198ZM202 230V229H201ZM212 230V229H211ZM259 230V229H258ZM223 231H224V229H223ZM239 231H238V233H239ZM242 231V232H243ZM241 232V233H242ZM219 233V232H218ZM221 233V232H220ZM250 234V233H249ZM190 235V234H189ZM219 236V235H218ZM217 236V237H218ZM221 236H219V237H221ZM233 236V237H232ZM79 237L82 239V242H79L78 241V239H79ZM192 237V236H191ZM187 239V238H186ZM216 239V238H215ZM214 239V240H215ZM23 240V239H22ZM188 240V239H187ZM217 240V239H216ZM215 240V241H216ZM90 241V242H89ZM214 241V242H215ZM218 241V240H217ZM193 242V241H192ZM207 242V241H206ZM256 242V243H255ZM213 243V242H212ZM220 243V244H219ZM223 243V242H222ZM204 244V243H203ZM203 244H201V245H203ZM209 244H210V246H209ZM209 244H207L208 245V249L206 250V252H200V254H194V253H198L197 251L196 252H193V256L190 258V260H187V261H184L183 263H181V264H225V260L226 259H228V253L227 252H222V251H219V250H217V248L215 247L216 245L215 244H211V243H209ZM253 244V245H254ZM173 245V244H172ZM175 245V244H174ZM225 245V244H224ZM176 246V245H175ZM174 247V246H173ZM185 247V246H184ZM224 248H226V247H224ZM227 248H229V247H227ZM254 248V247H253ZM252 248V249H253ZM161 249V248H160ZM239 249V250H238ZM251 249V248H250ZM99 250V249H98ZM226 250H228V249H226ZM256 250V249H255ZM255 250H254V252H255ZM17 251V250H16ZM95 251V250H94ZM93 251V252H94ZM184 251V250H183ZM230 251V250H229ZM232 251H231V253H232ZM236 252V253H237ZM244 252V251H243ZM242 252V253H243ZM74 253H76V255L74 254ZM103 253V254H102ZM201 253H203V255H202V257L201 258H199L200 256H201ZM233 253H234V251H233ZM236 253H235V256H239V255H236ZM179 254H181V253H179ZM249 254V253H248ZM94 255H95V257H94ZM182 255V254H181ZM190 255V254H189ZM230 256H233L232 254H230ZM243 256V255H242ZM241 256V257H242ZM4 257H5V259H6V261H7V257H8V255L7 256H5L4 255ZM154 257V256H153ZM248 257H249V255H248ZM248 257H245V258H247L248 259ZM252 256L250 255V258H251ZM258 257H260V256H258ZM183 258V257H182ZM198 259L195 263H194V260L195 259ZM237 258V257H236ZM235 257H234V259H236ZM244 258V257H243ZM243 258H241V259H243ZM250 258H249V260H250ZM261 258V257H260ZM112 259V258H111ZM229 259H231L232 260V258L230 257ZM228 259V260H229ZM233 259V260H234ZM246 259V260H247ZM259 259V258H258ZM177 260V259H176ZM254 260H256V259H254ZM254 260H252L251 259V263L253 264V261ZM264 260V259H263ZM5 260H4V264H5V262H6ZM242 261V260H241ZM238 261V263L239 264H241V263H247V262H249L248 260L247 261ZM259 261H260V259H259ZM115 262V261H114ZM226 262H227V260H226ZM231 264H236L237 263V261H236V263H233V262H231V261H229ZM235 262V261H234ZM241 262V263H240ZM255 262V261H254ZM174 263H176V262H174ZM245 263V264H246ZM259 263V262H258ZM113 264V263H112ZM250 264V263H249Z\"/></svg>",
	"mask_w": 264,
	"mask_h": 264
}]
</instances>
